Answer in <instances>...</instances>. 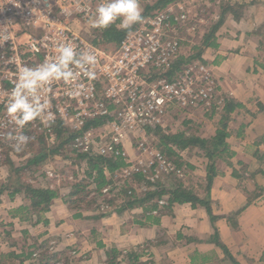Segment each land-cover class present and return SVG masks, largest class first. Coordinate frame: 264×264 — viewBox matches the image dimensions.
Segmentation results:
<instances>
[{"label":"built area","instance_id":"obj_1","mask_svg":"<svg viewBox=\"0 0 264 264\" xmlns=\"http://www.w3.org/2000/svg\"><path fill=\"white\" fill-rule=\"evenodd\" d=\"M100 2L0 0V148H14L15 138L28 136L31 128L35 129L32 134L46 131L49 145H55L54 127L61 123L72 132H80L71 143L81 152L124 157L128 165L122 171L126 174L142 171L152 182L160 175L180 177L183 169L148 141L159 129L168 133L166 122L171 112L196 109L211 96V87L192 77L196 72H211L203 62L199 67L194 65L195 70L191 67L170 78L165 76L180 50L178 33L189 21L186 13L177 14L184 6L174 4L155 16L144 17L119 44L103 46L97 37L90 40L83 30L90 26L88 21ZM65 43L96 55L95 79L79 76L71 89L62 81L53 82L44 93L48 108L24 129L17 128L5 105L18 70L51 59L56 48ZM151 71H155L154 78H150ZM70 91L76 94L70 95ZM89 120L102 122L85 129ZM127 142L136 151L151 154L152 160L144 163L128 158ZM152 170L154 174L147 173ZM109 191L103 190L104 194Z\"/></svg>","mask_w":264,"mask_h":264},{"label":"crops","instance_id":"obj_2","mask_svg":"<svg viewBox=\"0 0 264 264\" xmlns=\"http://www.w3.org/2000/svg\"><path fill=\"white\" fill-rule=\"evenodd\" d=\"M238 1L246 5L241 18H226L217 33L218 47L203 57L222 78L227 99L245 107L231 114L233 121L244 114L249 120H243L239 137L231 131L227 143L234 155L217 165L209 193L206 167L189 161L195 171H204L199 180L204 189L191 188L198 198L195 205L174 203L152 212L148 220L141 207H121L96 224L70 222L67 209L54 200L46 214L49 223L27 227L33 238L62 222L80 232L66 243L59 237L57 253L70 256L71 264L70 246L77 241L82 249L77 264H264V0ZM125 150L133 160L136 149L127 142ZM186 151L180 152L183 161L192 156Z\"/></svg>","mask_w":264,"mask_h":264},{"label":"rangeland","instance_id":"obj_3","mask_svg":"<svg viewBox=\"0 0 264 264\" xmlns=\"http://www.w3.org/2000/svg\"><path fill=\"white\" fill-rule=\"evenodd\" d=\"M157 1L158 0H139L140 6L143 10L142 14L147 4L153 6ZM208 1L209 0H193V4H190L192 3V0H182L181 2L174 3V4H182L184 6L183 10L181 12H177V14L184 12L188 15L187 18L189 19V21L185 25V28L183 27V29H181L178 33V37L180 41L182 39L185 41L187 40L189 42L187 43V45L180 47V50L184 51L183 53L185 55L193 56L199 52L196 51L195 49H192L193 45L201 44L202 41L201 37H203V35L210 30L209 28L212 26V22L218 19V15L220 13V3L222 1L226 3V1L228 0H212L210 2ZM171 5H169L168 7H170ZM158 13L159 12H154L152 13V15H148V16H155ZM117 23H119V21H117ZM139 24L134 25L133 28L138 27ZM83 30L84 33H86L85 36H90L89 37L90 40H93V38L96 39L95 37H97L98 40L96 41L98 44H101L103 46L110 45L101 42L100 37L103 33V30L93 29L90 26L88 27V29L87 27H85ZM217 33H216V37H217ZM216 40H217L216 43L218 44V38H216ZM200 62L201 61L199 59H193V61L191 60L190 62H188L187 65L182 66L181 69L186 70L192 67L195 70L194 65L195 66L197 65L199 67V65L201 64ZM204 64L207 65V69H209L211 72L209 73L203 72L204 74H199L196 72V74L194 73L192 77L197 76L201 78L202 85H206L207 87L209 85L211 87V91H210L211 96L207 98L206 103H203V105H200L196 109L180 110V111L176 110L171 112L168 115L167 117L168 121L166 122L167 125L166 129L168 133L185 131L192 135H198L204 138H211L215 135L216 129H218L217 124L221 119L220 118L221 116L220 111L222 110L221 108L225 106V101L228 99L226 97V94L222 92L223 88L220 83L222 78H220L217 75L214 66L210 65L207 62H205ZM203 77H205L204 82H203ZM235 112H233L234 115ZM243 120L244 122H247L249 120L246 114L240 115L235 122L233 121L231 115L230 120L227 122L226 131L229 132L231 135V131L234 130L236 131V134H238L237 136L239 137L240 135H242L244 128L246 126L245 124H243ZM33 130L35 129L34 128L29 129L28 136L31 137L32 139L25 147L22 148V150L16 151L15 148H9L7 146H2L0 148V191L2 189H6L4 186L7 184L9 174L7 176L8 178H6V175L7 172L10 173V165H8V162L11 161L12 163L15 164L14 165L15 169L20 168V171L16 174H19L20 179L23 181V183L31 184L35 186L42 185L48 187H50L51 185L53 186L52 189L58 191L59 197L56 199L57 200L56 203L58 205H63L64 209H67L66 217H68L67 219H69L70 222L72 221V219H74L78 222L81 221L91 222V223L96 222L97 224L100 217L108 216L109 213L110 215L115 214V212L118 213L119 209L123 207L121 204L122 200L115 198L114 201L112 202L110 201L111 197H113L115 193L116 195L118 194L119 189L123 182L128 180L131 183L132 187H134L138 192L147 189L146 186H143V183L139 184L131 180L133 173H131L132 174L131 175V174H126L125 172L122 171L123 169H126L127 167L126 166L120 169L119 171H117L115 173L116 175L114 173H113L114 175L109 174L108 177L113 178L112 181L113 185L109 184L101 189L100 192L103 198L99 197L100 198L99 199L95 197L96 194L95 185L93 183L91 184V180L88 178L86 174L87 167L85 162H81L77 160V154L71 152V150L69 151L60 150L59 153H52L50 151L46 152L45 147L49 146L48 136L46 135V131H39L32 134ZM38 135H43V139L45 140V142L39 141L40 137H38L37 140L36 138ZM230 135L227 137L226 142L230 138ZM148 143L151 147L154 146L157 149L159 144L158 135L154 133L153 137L149 139ZM41 151L43 152L45 151L46 153H49L48 157L43 162H41V164L37 166L30 165L28 167L27 165L28 160L31 159L36 153H39ZM136 152L137 154L133 158V161L137 162L140 160L145 163L152 160L151 154L141 151L140 152L136 151ZM187 153L188 152L186 151V154ZM190 154L192 155L190 156L191 158L189 156H186V159L188 161L187 160L184 161L185 164L183 165V167H181L183 169L182 176L180 177L173 176L176 175L174 173L166 176L160 175L158 180H162L166 183V181H168L170 179L169 177L171 176L183 182L185 186H187L189 189L194 188L197 189L198 191L203 190L205 184L201 185L199 180L202 179L200 173L201 172L203 173L204 171H201L202 169L195 171L194 169L195 166L191 164L189 161H193V162L196 161L197 163H199V166L200 163H202L203 165L202 167L204 168L206 167V175H207L208 159L204 156H201V154H198L197 152H191ZM126 156L128 157L127 153ZM222 161L223 160L217 161L216 164L217 169H218L217 165L219 164L221 165ZM188 165H193L194 167L189 168L187 167ZM147 173L154 174L153 170L148 171ZM145 176L148 177L149 175H145ZM174 178H171L172 179L171 181H173V183L175 182ZM82 180H86V181L89 180V183L91 184V185L89 184L88 188L86 189L87 197L82 202H80V204L71 206V201L77 198V197L76 198L70 197L69 193L72 191L71 186L73 185V183ZM147 180L149 181V183L158 182V180L152 182L149 178H147ZM106 188L110 189V191L109 193L104 194L103 190ZM128 194H131V192H128ZM95 198H97V200ZM162 200L166 201V198H163ZM160 201H159V205L161 207L164 206L160 204ZM28 202L29 200L26 199L23 193L17 194L14 198H11L9 191L6 190H3V192L0 194V254L2 252H4L5 254L6 252L7 253L14 252L18 255L24 256V255H28L29 253H33L31 257L29 256L30 258L29 257L25 258L26 256L22 258L25 259L24 264H32V263L42 264L41 262H39V259L41 260L40 258L42 256L41 253H43L45 256L47 255L46 258L48 259L49 264H63L62 261H64L63 260L64 256L61 255V257L60 256L50 257V255L51 256L57 255L59 253V252L57 253V245L60 239L59 237L61 238L65 237V239H63L64 241L63 243H66L65 242L66 239L71 237H73L74 239L76 238L77 235L80 234V232L75 233L76 230H74L72 227H68V224L62 222L63 224H65L62 226L63 228L53 227L51 229L52 231L46 230L44 232H40L39 234L36 235L37 237H39V239L36 240L35 238H33L31 234V231L33 229L27 228L28 226H33V223L35 222L20 221L18 218L12 217L13 216L12 212L15 209H17L22 205H29ZM94 207H99V211L93 210ZM98 212L103 213V215L100 216ZM76 213H81L82 217L74 218V215ZM90 213L94 215L98 213L97 215L99 216L97 219H93V217H89L91 216ZM45 217L47 218L48 215H45ZM62 221L65 220L63 219ZM55 228L57 230H55ZM50 247H54V248H50ZM70 247L71 250L69 253L74 256L72 264L74 263L77 264L78 263L77 259L80 256V253H82V249L78 244V241L76 242V244H72V246ZM34 254L35 255L37 254V256H35ZM123 255H124L123 257H125V252H123ZM66 258L68 259V261H70L71 257L67 256ZM16 263L18 264L19 261H17Z\"/></svg>","mask_w":264,"mask_h":264},{"label":"trees","instance_id":"obj_4","mask_svg":"<svg viewBox=\"0 0 264 264\" xmlns=\"http://www.w3.org/2000/svg\"><path fill=\"white\" fill-rule=\"evenodd\" d=\"M182 0H158L153 6L146 5L145 10L143 12V17L152 15L154 12H162L166 9L169 5L174 4L176 2H181ZM212 0H209L210 2ZM232 0L222 1L220 3V13L218 15V19L212 22V26L209 28L210 30L203 35L202 41L200 45H193L192 49L199 51L196 55H185L183 52L179 50L177 56L171 60V64L169 66L168 72L165 73V76L170 78L173 76L175 72L181 70L182 66H185L193 59H199L201 62H206L203 59V55L205 51L210 48H217L218 44L216 43V33L224 24L226 18L231 15L236 19L241 18L243 14V8L246 6L244 2L235 0L233 4H231ZM199 2V1H198ZM207 3V2H206ZM134 27V26H133ZM130 30H121L115 27V25L110 26L107 29H103V33L100 37L101 42L106 44H119L125 35L134 28ZM180 47L187 45L189 43L187 40L179 41ZM191 45V44H190ZM154 72V73H153ZM150 78H154L155 71H151ZM101 90V89H100ZM244 106L241 103H237L232 100H226L225 106L222 107L220 113V121L217 124L218 129H216V133L211 138H204L198 135H192L188 132H176V133H165L160 129L155 131L159 138L158 149L171 161L173 162L178 168L183 167L185 164L182 158L180 157V152L182 151H190L197 152L208 159L207 165V184L205 187V192L209 193V189L212 185V182L217 174V161L223 160L227 161L229 157H231L230 149L228 143L226 142L227 137L230 135L227 132V122L230 120L231 114L235 112L237 109H243ZM100 121L97 120H89L85 125V129H88L91 126H98ZM54 132L57 137V143L55 145H49L45 147V151H50L52 153H59L60 150H66L77 154V160L81 162H85L87 171L86 174L88 178L91 180V184L95 185V197L103 198L101 195V189L107 185H113V178H109L106 174H113L120 169L126 167L128 164L125 161V158L122 156H116L114 154L106 156V155H97L94 153H83L78 148L72 144L73 140L80 134V132H72L67 127L63 126L61 123H58L54 127ZM40 137L39 141H44L43 135H38ZM34 140V138H33ZM72 142V143H71ZM39 152L36 153L31 159L28 160V167L30 165L37 166L41 164L49 155L46 152ZM46 153V154H45ZM10 165V173L7 184L4 186L6 189H2L0 194L3 190L9 191L10 197L14 198L17 194H24L26 199L29 200V205H22L15 209L13 213V218H18L20 221L26 222H35L33 224L42 223L47 225L49 223L48 219L45 215L50 211V207L52 202L59 197L58 191L46 186H35L31 184L23 183L20 179L19 174H16L20 171V168L15 169V164L11 161L8 162ZM187 167L192 168L191 165ZM15 169V170H14ZM14 172V174H13ZM176 176V175H173ZM170 181H166V183L162 180H158L157 183H149L147 177L142 171H135L131 177V180L146 186L147 189L142 190L141 192L136 191L134 187H132L131 183L126 180L122 183L118 194L116 193L111 197V202L114 201L115 198L122 200V208L131 209V208H138L141 207L144 210V217L146 220L153 218L152 212L159 211V209H169L172 204L174 203H191L194 204L198 201L196 193L194 190L189 189L183 182L174 177H169ZM175 179V182L171 181ZM89 180H82L73 183L71 186L72 191L69 193L70 197L76 198L75 200L71 201V206L78 205L82 202L86 197V189L89 186ZM90 184V185H91ZM131 192V194H128ZM97 198H95L97 200ZM99 198V199H100ZM163 198H166L167 206H160L159 201ZM93 210L99 211V207H94ZM99 213V212H98ZM97 213V214H98ZM94 215L90 213L93 219H97L99 215ZM100 216L102 213H99ZM82 217L81 213H76L74 218ZM157 218V217H156ZM115 250H112L114 253ZM33 253H29L28 255H24L27 257H31ZM42 255V256H41ZM41 260L39 262L42 264H49L48 259L46 258L43 253H41ZM61 253L57 255H50V257L60 256ZM24 256L18 255L14 252L10 253H1L0 254V264H17L16 262L19 261L18 264H24ZM63 256V255H62ZM29 257V258H30ZM17 260V261H16ZM63 264H69V261L66 257L63 259ZM264 261V258H263ZM34 264V263H32Z\"/></svg>","mask_w":264,"mask_h":264},{"label":"clouds","instance_id":"obj_5","mask_svg":"<svg viewBox=\"0 0 264 264\" xmlns=\"http://www.w3.org/2000/svg\"><path fill=\"white\" fill-rule=\"evenodd\" d=\"M142 8L139 0H101L93 17L88 21L93 29H107L115 25L121 30H130L143 22ZM119 21V23H117ZM51 59L35 66H22L16 76L5 105V111L19 129H24L30 122L38 119L49 106L44 95L53 82L62 81L71 89L73 81L79 76L89 80L95 79L92 70L98 63L96 55L88 51H78L71 43L58 46ZM75 95V91H70ZM32 138L19 135L13 147L22 150Z\"/></svg>","mask_w":264,"mask_h":264}]
</instances>
